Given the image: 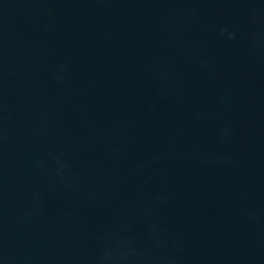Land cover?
Segmentation results:
<instances>
[{
    "label": "water",
    "instance_id": "water-1",
    "mask_svg": "<svg viewBox=\"0 0 264 264\" xmlns=\"http://www.w3.org/2000/svg\"><path fill=\"white\" fill-rule=\"evenodd\" d=\"M0 264H264V0H0Z\"/></svg>",
    "mask_w": 264,
    "mask_h": 264
}]
</instances>
